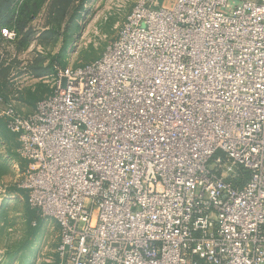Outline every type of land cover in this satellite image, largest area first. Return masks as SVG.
I'll return each mask as SVG.
<instances>
[{
	"label": "built area",
	"instance_id": "built-area-1",
	"mask_svg": "<svg viewBox=\"0 0 264 264\" xmlns=\"http://www.w3.org/2000/svg\"><path fill=\"white\" fill-rule=\"evenodd\" d=\"M0 118L57 264H264V0H139Z\"/></svg>",
	"mask_w": 264,
	"mask_h": 264
},
{
	"label": "rangeland",
	"instance_id": "rangeland-1",
	"mask_svg": "<svg viewBox=\"0 0 264 264\" xmlns=\"http://www.w3.org/2000/svg\"><path fill=\"white\" fill-rule=\"evenodd\" d=\"M139 0H0V108L32 113L60 69L98 59ZM27 162L0 119V264H57L56 222L20 188Z\"/></svg>",
	"mask_w": 264,
	"mask_h": 264
},
{
	"label": "trees",
	"instance_id": "trees-1",
	"mask_svg": "<svg viewBox=\"0 0 264 264\" xmlns=\"http://www.w3.org/2000/svg\"><path fill=\"white\" fill-rule=\"evenodd\" d=\"M1 120H3L2 118H0ZM4 121V120H3ZM5 123V122H4ZM6 125V124H5ZM14 135V134H13ZM16 137V136H15ZM17 138V137H16ZM22 190V189H21ZM23 191V190H22ZM24 192V191H23ZM25 194V193H24Z\"/></svg>",
	"mask_w": 264,
	"mask_h": 264
}]
</instances>
